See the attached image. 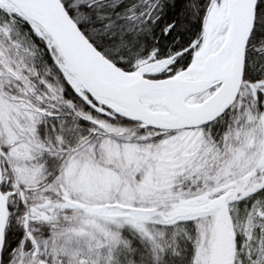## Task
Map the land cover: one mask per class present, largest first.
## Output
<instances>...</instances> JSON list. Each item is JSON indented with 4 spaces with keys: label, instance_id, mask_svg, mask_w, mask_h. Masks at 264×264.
<instances>
[{
    "label": "snow or ice",
    "instance_id": "obj_1",
    "mask_svg": "<svg viewBox=\"0 0 264 264\" xmlns=\"http://www.w3.org/2000/svg\"><path fill=\"white\" fill-rule=\"evenodd\" d=\"M0 264H264V0H0Z\"/></svg>",
    "mask_w": 264,
    "mask_h": 264
}]
</instances>
